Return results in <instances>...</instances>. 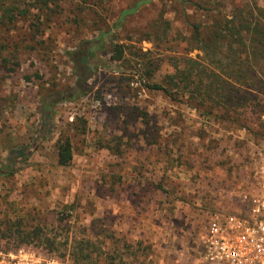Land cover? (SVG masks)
Returning a JSON list of instances; mask_svg holds the SVG:
<instances>
[{"label": "rangeland", "instance_id": "obj_1", "mask_svg": "<svg viewBox=\"0 0 264 264\" xmlns=\"http://www.w3.org/2000/svg\"><path fill=\"white\" fill-rule=\"evenodd\" d=\"M79 6L64 2L43 35L32 34L26 19L0 21V166L10 152H22L8 173H0V209L13 202L29 224L97 240L108 254L98 264H206L198 232L209 212L229 209L234 201L226 193L238 174L248 173V156L264 134L257 120H264V91L261 111L249 114V127L239 128L143 87L138 74L128 88L127 80H119L123 68L104 52L86 56L97 28H114L116 41L160 61L161 50L142 39L144 31L168 20L188 34L183 7L176 0H101L93 14L80 13ZM124 10L131 12L114 27ZM187 13L204 20L199 12ZM75 67L96 71L85 95L64 101L75 85ZM170 70L161 62L155 79ZM48 96L53 115L44 122L40 105ZM66 137L73 157L61 167L56 144ZM220 185L225 187L218 191ZM0 264L73 263L0 238Z\"/></svg>", "mask_w": 264, "mask_h": 264}, {"label": "trees", "instance_id": "obj_2", "mask_svg": "<svg viewBox=\"0 0 264 264\" xmlns=\"http://www.w3.org/2000/svg\"><path fill=\"white\" fill-rule=\"evenodd\" d=\"M66 1L74 0H0V21L26 19L32 34L43 35ZM75 1L84 6H79L80 13L89 9L88 13L92 11L93 14H99L93 9L100 6L101 0ZM176 1L183 7L188 34L172 28L169 21L164 20L154 22L157 28H147L142 38L161 50L160 61L149 57L148 50L116 41L112 34L114 28L102 30L100 27L86 56H91L95 50L104 52L116 69L123 68L119 80H127L128 88L138 74L143 87L159 91L171 101L184 102L203 118L239 128L249 127L253 120L249 114L261 111L260 95L264 91V0ZM187 9L199 12L204 20H194ZM128 12L131 10L122 11L113 26L118 27ZM84 18L89 17L80 16V19ZM37 42L43 43L44 40ZM193 51L197 52L191 55ZM1 60L5 69L13 70L7 65L6 57ZM161 62L168 63L171 70L155 79ZM126 69L136 70L126 75L123 74ZM95 71L75 67V85L64 96V101H73L85 95L88 91L87 82ZM50 97H44L40 105L44 122L53 115L54 102ZM261 117L259 115L257 120L264 125ZM263 141L264 134L255 139L256 143ZM56 147L57 165L69 166L73 157L69 137L59 139ZM19 157H22V152H10L8 163L0 166V173H8ZM242 166H246L245 162ZM248 173L238 174L233 182L245 180ZM156 186L162 187L160 183H156ZM224 187L220 185L216 189L219 191ZM0 238L5 239L7 244H31L49 253H58V256L70 259L73 264L107 262V251L98 248L97 240L88 237L77 240L60 230L48 229L47 225L29 224L26 212L19 210L13 202H8L6 207L0 209Z\"/></svg>", "mask_w": 264, "mask_h": 264}, {"label": "built area", "instance_id": "obj_3", "mask_svg": "<svg viewBox=\"0 0 264 264\" xmlns=\"http://www.w3.org/2000/svg\"><path fill=\"white\" fill-rule=\"evenodd\" d=\"M248 172L226 193L229 209L209 212L198 232L206 264H264V141L254 144Z\"/></svg>", "mask_w": 264, "mask_h": 264}, {"label": "crops", "instance_id": "obj_4", "mask_svg": "<svg viewBox=\"0 0 264 264\" xmlns=\"http://www.w3.org/2000/svg\"><path fill=\"white\" fill-rule=\"evenodd\" d=\"M176 193V192H175ZM174 193V195L172 196V200L173 202H175L176 200H178L179 198H177L176 194Z\"/></svg>", "mask_w": 264, "mask_h": 264}, {"label": "water", "instance_id": "obj_5", "mask_svg": "<svg viewBox=\"0 0 264 264\" xmlns=\"http://www.w3.org/2000/svg\"><path fill=\"white\" fill-rule=\"evenodd\" d=\"M85 60H86V56L84 55V56H82V63H84L85 62Z\"/></svg>", "mask_w": 264, "mask_h": 264}]
</instances>
